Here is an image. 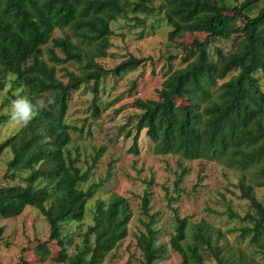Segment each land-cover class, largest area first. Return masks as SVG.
<instances>
[{
    "label": "trees",
    "instance_id": "trees-1",
    "mask_svg": "<svg viewBox=\"0 0 264 264\" xmlns=\"http://www.w3.org/2000/svg\"><path fill=\"white\" fill-rule=\"evenodd\" d=\"M139 14L165 21L171 40L185 33L194 39L182 46L183 65L165 74L158 97L133 100L141 112L130 152L138 153L139 134L145 130L153 152L177 156L182 174L186 169L181 160L217 159L239 170L240 196L248 209L243 216H230L244 222L240 239L264 257V202L254 191V186L264 187V90L256 76L264 75V0H0V91L8 84L5 104L19 93L43 98L47 105L0 142V155L7 148L12 152L10 177L23 180L0 185V217H16L28 206L39 210L49 236L37 250L40 256L49 253L47 243L54 241L59 247L55 259L62 264H102L128 235L129 202L112 193L95 202L92 223L68 251L72 239L63 235V225L83 222L87 203L103 181L83 187L91 165L82 169L79 156L71 154V133L79 128L66 122V115L72 91L88 84L97 95L104 77L144 62L133 55L112 68L99 62L109 55L112 22L138 19ZM56 30L61 35L54 36ZM220 39L229 40L231 48L216 46L212 53L211 43ZM93 114H98L97 106ZM7 119V114L0 116V122ZM99 156L97 152L92 163ZM149 197L145 189L140 208L148 220L136 235L142 264H155L166 253V245L157 244L159 229L153 227L156 216L149 213ZM174 221L168 243L180 255L179 264H205V255L217 264H255L242 248L220 244L219 229L205 222L194 225L177 213ZM25 263L20 257L17 264Z\"/></svg>",
    "mask_w": 264,
    "mask_h": 264
},
{
    "label": "rangeland",
    "instance_id": "rangeland-1",
    "mask_svg": "<svg viewBox=\"0 0 264 264\" xmlns=\"http://www.w3.org/2000/svg\"><path fill=\"white\" fill-rule=\"evenodd\" d=\"M242 1L237 0L239 3ZM138 16V19L131 17L112 22L114 33L110 37L109 55L99 59V62L105 68H112L130 55L143 58L144 62L121 75L104 77L97 95L91 92L88 84L71 92L66 122L79 130L71 133L68 147L73 156H79L78 165L82 169L91 165L83 187L91 182L102 180L103 183L88 201L83 222L70 221L63 225V235L72 239L67 244L68 251L80 242L87 225L92 223L95 202L107 200L112 193H117L127 199L132 210L129 233L102 264H142L136 235L144 229L142 221L148 220L140 208L141 196L147 189L150 192L149 213L156 216L153 227L159 229L157 244L166 245V253L155 264H179L181 260L168 243L176 213L194 225L205 222L219 229L223 235L220 244L227 241L231 246L242 248L255 264H264L263 255L254 252L247 239L239 237L240 226L244 222L230 216L231 213L243 216L248 209L247 200L240 196L239 170L217 159L181 160L186 169L182 174L177 156L153 152L152 142L145 130L139 134L138 153L130 152L135 122L141 112L133 105V100L156 99L165 74L183 65L182 46L194 39V34L185 33L183 37L171 40L168 37L170 27L165 21L159 17L143 19V14ZM57 35H61L59 30L54 32V36ZM198 36L200 40L205 39L204 35ZM231 45L229 40H216L211 43L210 51L213 53L216 46L226 51ZM58 75L63 76L61 71ZM256 76L264 90V75L258 72ZM133 83L135 87H131ZM7 89L8 84L0 91V116L6 114L10 107V100L5 104ZM176 101L184 102L180 99ZM94 106L98 107L97 115L93 114ZM18 129L9 123V119L0 122V142ZM97 152L100 156L92 163ZM11 157L9 148L0 155V185L23 183L21 176L10 177L7 162ZM180 174L181 180L177 181ZM254 191L264 202V187L254 186ZM48 236L49 226L34 207H26L16 217H0V264H17L20 257L25 264H62L55 259L59 247L54 241L47 243L49 253L40 256L36 246L48 240ZM204 263L217 264L208 255H205Z\"/></svg>",
    "mask_w": 264,
    "mask_h": 264
},
{
    "label": "clouds",
    "instance_id": "clouds-1",
    "mask_svg": "<svg viewBox=\"0 0 264 264\" xmlns=\"http://www.w3.org/2000/svg\"><path fill=\"white\" fill-rule=\"evenodd\" d=\"M53 101L49 98L47 103ZM46 102L43 98L34 99L28 94L17 93L10 102V107L6 113L9 116V123L15 128L26 127L38 112L45 108Z\"/></svg>",
    "mask_w": 264,
    "mask_h": 264
}]
</instances>
